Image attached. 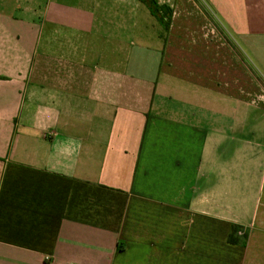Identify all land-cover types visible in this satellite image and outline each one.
Returning a JSON list of instances; mask_svg holds the SVG:
<instances>
[{
  "label": "crops",
  "instance_id": "1",
  "mask_svg": "<svg viewBox=\"0 0 264 264\" xmlns=\"http://www.w3.org/2000/svg\"><path fill=\"white\" fill-rule=\"evenodd\" d=\"M235 46L264 74V0H0V264H264Z\"/></svg>",
  "mask_w": 264,
  "mask_h": 264
},
{
  "label": "rangeland",
  "instance_id": "2",
  "mask_svg": "<svg viewBox=\"0 0 264 264\" xmlns=\"http://www.w3.org/2000/svg\"><path fill=\"white\" fill-rule=\"evenodd\" d=\"M235 53L241 58L243 67H246L247 70L243 72V82H246V84L243 85V94L252 96V105L257 106L259 110H264V74L259 68L256 69L252 66L244 51H240L236 46Z\"/></svg>",
  "mask_w": 264,
  "mask_h": 264
},
{
  "label": "trees",
  "instance_id": "3",
  "mask_svg": "<svg viewBox=\"0 0 264 264\" xmlns=\"http://www.w3.org/2000/svg\"><path fill=\"white\" fill-rule=\"evenodd\" d=\"M151 14L159 21L163 23L165 29L168 28V20L171 16V9L165 6H159L154 1L149 2ZM240 232V234H239ZM247 240V230L238 225H231L230 231L227 237V243L236 246H245Z\"/></svg>",
  "mask_w": 264,
  "mask_h": 264
},
{
  "label": "built area",
  "instance_id": "4",
  "mask_svg": "<svg viewBox=\"0 0 264 264\" xmlns=\"http://www.w3.org/2000/svg\"><path fill=\"white\" fill-rule=\"evenodd\" d=\"M159 2L162 4H168L169 0H159ZM239 234H240V232H239Z\"/></svg>",
  "mask_w": 264,
  "mask_h": 264
}]
</instances>
